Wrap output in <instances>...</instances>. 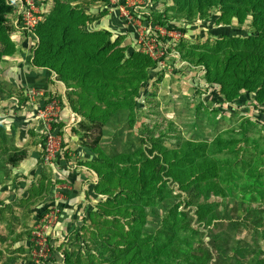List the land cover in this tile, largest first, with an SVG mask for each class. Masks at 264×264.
Listing matches in <instances>:
<instances>
[{"label":"rangeland","instance_id":"obj_1","mask_svg":"<svg viewBox=\"0 0 264 264\" xmlns=\"http://www.w3.org/2000/svg\"><path fill=\"white\" fill-rule=\"evenodd\" d=\"M30 1L40 11L38 14L31 10L33 16L41 18L43 0ZM94 1L100 4L98 10H103L99 12L102 18L94 19L85 29L109 28L112 31L109 47L120 50L125 57L140 51L157 61L156 66L148 70L149 75L148 72L141 75L143 81L132 93L133 107L116 108L102 127L99 146L110 154L135 153L139 146L146 148L152 142L170 149L179 147L185 140L208 141L218 133L234 135L236 130L232 129L247 117L250 120L246 123L248 134L256 139L258 147V151L253 150L258 154L264 151V99L249 90L226 99L218 85L206 82L205 71L193 62L198 53L225 41L226 37L249 36L253 31L249 17L239 23L235 15L229 16L219 6L201 11H169L171 0ZM11 2L14 12L8 14L0 38V48L10 52L9 58L0 57V90L6 96L0 105V122L8 129H15L18 136L29 134L36 158L31 159L28 170L20 164L15 172L19 175L15 179L17 184L9 188L11 191H2L13 200L0 205V264H43L45 261L44 264H112L123 257L124 246L117 255L112 241L118 239L113 238V233H118L120 223L109 213L108 197L103 193L104 188L98 186V173L91 168L96 156L88 143L93 141L97 130L93 127L95 132L89 131L87 142L80 124L91 125L90 120L83 112L73 109L68 95H72V89L62 83L64 86L59 91L55 74L46 78V73L31 65L34 26L26 24L22 16L28 5L26 0ZM165 10L169 11L171 22L181 29L168 30L165 25L150 24L143 19L144 11ZM159 35L165 38L171 52L165 53L166 48L157 38ZM136 75L139 76V72ZM90 97L93 99V94ZM72 103H76V96ZM81 108L85 113L92 111L87 104ZM132 111L135 121L130 124ZM52 121L58 123L54 134L48 132ZM42 139L46 140L44 153L40 146ZM42 154L44 160L40 161ZM235 171L241 179L242 169ZM169 183V199L146 210L143 231H152L170 206L177 205L178 213L186 211L193 224L192 205L216 207L223 199L215 191L199 194L194 186L181 195L175 185ZM222 186L227 193L224 183ZM262 187L260 201L264 204V180ZM232 193L236 194L237 189ZM257 213L262 215L264 208ZM257 221L255 229L260 233L253 239L255 250L247 255L244 264H264V226L260 225L262 220ZM189 232V229L185 231ZM194 236L196 241L207 239L202 227ZM58 253L61 260H57Z\"/></svg>","mask_w":264,"mask_h":264},{"label":"trees","instance_id":"obj_2","mask_svg":"<svg viewBox=\"0 0 264 264\" xmlns=\"http://www.w3.org/2000/svg\"><path fill=\"white\" fill-rule=\"evenodd\" d=\"M171 2L169 11H201L219 6L229 16L235 15L239 23L250 18L253 31L249 36L226 37L225 41L198 53L193 62L205 71L206 82L218 85L226 99L239 95L242 90L254 91L264 99V0ZM99 5L94 0H43L41 18L31 29L35 43L30 63L47 77L55 74L59 87L65 83L72 89V95H68L73 109L83 112L90 120L91 125L80 124L87 142L89 131L95 132L93 127L97 130L93 141L88 143L96 156L91 168L98 173V186L104 188L103 193L108 197L109 213L120 223L118 233H113V238L118 239L112 241L117 255L124 246L123 257L112 264H244L247 255L255 250L254 236L260 233L255 229V220H262L260 225L264 226V213L257 215L264 208L260 201L264 151L258 154L256 139L248 134L249 118H242L232 129L236 130L234 135L218 133L208 141L185 140L179 147L170 149L152 142L146 148L139 146L135 153L117 151L110 154L99 146L102 127L116 108L133 107L132 93L139 89L143 81L141 75L157 64L146 53L133 51L125 57L120 50L109 47L112 34L109 28L85 29L87 24L102 16ZM14 8L11 0H0V38L8 14L14 12ZM169 11H144L142 15L150 24L165 25L168 30L181 29L171 22ZM157 38L166 48L165 53L171 52L165 38L160 35ZM0 50V57H10L9 51ZM138 72L140 77L136 75ZM74 96L76 103H72ZM5 98L0 90V101ZM17 100L20 102L24 98ZM83 104L90 105L92 111H82ZM128 120L130 124L135 121L134 111ZM57 124L51 122V133L57 132ZM45 141L42 139L40 144L43 153ZM5 142L4 127L0 124V147L3 148ZM25 156L24 150L15 148L3 153L0 173L6 174L8 164H18ZM39 160H44L43 154ZM223 168L225 172L221 171ZM237 169L244 173L241 179ZM169 181L181 195L194 186L199 194L215 191L223 199L216 207L201 203L192 205L193 224L186 211L178 213L177 205L170 206L152 231H143L146 210L169 199ZM234 189H237L236 194L232 193ZM199 227L207 239L195 240ZM187 229L189 233H185ZM56 257L61 260L60 253Z\"/></svg>","mask_w":264,"mask_h":264},{"label":"crops","instance_id":"obj_3","mask_svg":"<svg viewBox=\"0 0 264 264\" xmlns=\"http://www.w3.org/2000/svg\"><path fill=\"white\" fill-rule=\"evenodd\" d=\"M46 78H48L47 75H46ZM40 80H41V78H40ZM47 81H48V79H47ZM40 82H41L40 84H42L41 87H43V80H41ZM57 86L59 88V91H62V89L59 87V85H57ZM4 100H2V101H4ZM2 101H0V105H1ZM0 124H2V122H0ZM2 125L4 127L5 141L6 142H5V145L3 148L0 147V157L3 153L11 151V149H14V148L17 150H24L26 153V156L18 164H8L6 174L0 173V180H2V181H0V205H4L6 203L8 204V201L13 200V198H10L9 196L6 197L8 194H5L2 191H8V190L11 191L12 189H9V188L11 186H13L14 184L15 185L17 184V183H15L16 182L15 179L19 175L16 174L15 172H16L17 168L20 166V164H23V167L26 170H28L29 169V162L31 164L32 163L31 159L36 158L35 152L33 151L32 142L29 141V138L31 137L29 134H28V136L23 135V134H20V136H18V135H16L15 129H13V128L8 129V127H6L4 124H2ZM18 139H20V141ZM20 170H22V169H20ZM18 173H20V172L18 171ZM12 196H14V194ZM1 197H3V198H1ZM15 197H14V199H15ZM10 206L11 205H8V207H10ZM12 208L13 207H11V210H12ZM0 222H2L1 219H0Z\"/></svg>","mask_w":264,"mask_h":264},{"label":"built area","instance_id":"obj_4","mask_svg":"<svg viewBox=\"0 0 264 264\" xmlns=\"http://www.w3.org/2000/svg\"><path fill=\"white\" fill-rule=\"evenodd\" d=\"M26 4L28 5V8L25 7L26 9H25V11H23L24 13L22 14V16H23L26 24H28L30 26H35L37 21L40 19V17H39V15L33 16L31 10L37 12L38 14L40 11L38 8H35L34 3L30 0H26ZM52 120H53V118H52ZM50 128H51V124H49V128H48L49 133H51Z\"/></svg>","mask_w":264,"mask_h":264}]
</instances>
